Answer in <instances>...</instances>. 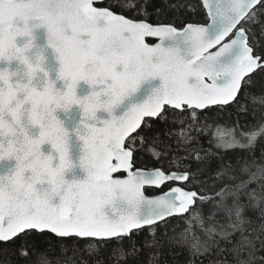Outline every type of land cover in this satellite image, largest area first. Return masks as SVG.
I'll return each instance as SVG.
<instances>
[{
	"label": "snow or ice",
	"instance_id": "1",
	"mask_svg": "<svg viewBox=\"0 0 264 264\" xmlns=\"http://www.w3.org/2000/svg\"><path fill=\"white\" fill-rule=\"evenodd\" d=\"M0 264H264V0H0Z\"/></svg>",
	"mask_w": 264,
	"mask_h": 264
},
{
	"label": "trees",
	"instance_id": "2",
	"mask_svg": "<svg viewBox=\"0 0 264 264\" xmlns=\"http://www.w3.org/2000/svg\"><path fill=\"white\" fill-rule=\"evenodd\" d=\"M193 3L195 4L196 3V0H193ZM190 19H196V20H201V21H203V17L202 16H200V15H193L192 17H190ZM228 112H232V110L231 109H228L227 110ZM225 118H227V117H225ZM233 120H235L236 119V115H235V113L234 112H232V117H231ZM167 187H169L168 185H165V187L164 188H167ZM148 191H149V193L151 194V193H153V190L152 189H148ZM56 256H52L51 257V259L52 260H56Z\"/></svg>",
	"mask_w": 264,
	"mask_h": 264
},
{
	"label": "water",
	"instance_id": "3",
	"mask_svg": "<svg viewBox=\"0 0 264 264\" xmlns=\"http://www.w3.org/2000/svg\"><path fill=\"white\" fill-rule=\"evenodd\" d=\"M150 42H154V41H150ZM167 190H168V187L163 189V191H167ZM156 194H160V193H156Z\"/></svg>",
	"mask_w": 264,
	"mask_h": 264
}]
</instances>
